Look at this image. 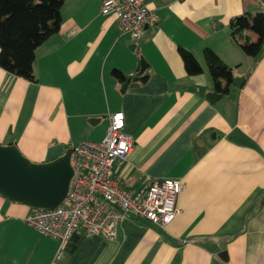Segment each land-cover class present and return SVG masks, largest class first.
<instances>
[{"label":"crops","instance_id":"0c3cea01","mask_svg":"<svg viewBox=\"0 0 264 264\" xmlns=\"http://www.w3.org/2000/svg\"><path fill=\"white\" fill-rule=\"evenodd\" d=\"M145 3L159 22L132 39L102 13L103 0H64L60 30L36 49V81L0 67V144L49 162L101 141L109 115L123 112L134 149L114 178L134 194L181 180V213L164 228L129 216L115 239L73 238L56 259L57 241L24 220L31 207L0 195V264H264V54L246 56L230 31L232 18L264 11V0ZM180 47L201 74H187ZM205 48L245 77L214 104Z\"/></svg>","mask_w":264,"mask_h":264},{"label":"built area","instance_id":"2783aa9c","mask_svg":"<svg viewBox=\"0 0 264 264\" xmlns=\"http://www.w3.org/2000/svg\"><path fill=\"white\" fill-rule=\"evenodd\" d=\"M102 13L114 14L123 34L140 39L159 17L145 0H103ZM109 127L99 142L83 141L72 147L73 176L69 191L54 209L31 208L25 222L58 243L56 259H62L75 238L102 236L115 239L121 223L140 216L161 228L181 213L178 197L184 186L179 179L148 183L134 194L114 178L115 163H123L134 149V139L125 130L123 112L109 115Z\"/></svg>","mask_w":264,"mask_h":264},{"label":"trees","instance_id":"16d2710c","mask_svg":"<svg viewBox=\"0 0 264 264\" xmlns=\"http://www.w3.org/2000/svg\"><path fill=\"white\" fill-rule=\"evenodd\" d=\"M64 0H0V67L6 72L35 82L33 72L36 49L60 30ZM258 37L253 41L246 31ZM232 39L239 44L248 57L264 54V11L255 14L244 13L230 22ZM186 72L190 76L199 75L203 68L189 50L180 47ZM203 56L212 77L215 91L227 95L233 85V68L211 48H205ZM113 76L120 82L127 79L119 70ZM141 75V74H140ZM146 76L142 77L145 80ZM199 91L205 94V88ZM264 201V196L261 203ZM78 238V237H75ZM79 244L80 238H78ZM75 245V246H76Z\"/></svg>","mask_w":264,"mask_h":264},{"label":"water","instance_id":"95a60500","mask_svg":"<svg viewBox=\"0 0 264 264\" xmlns=\"http://www.w3.org/2000/svg\"><path fill=\"white\" fill-rule=\"evenodd\" d=\"M142 71L147 67L142 59ZM245 77H235L233 84L242 87ZM129 80L123 85L126 89ZM223 94L208 92L206 98L216 103ZM72 148L45 163L31 162L16 145L0 144V195L4 198L37 209H54L66 197L73 168Z\"/></svg>","mask_w":264,"mask_h":264}]
</instances>
